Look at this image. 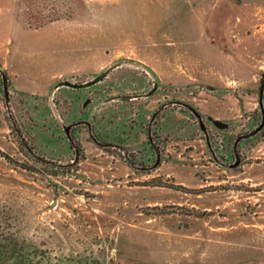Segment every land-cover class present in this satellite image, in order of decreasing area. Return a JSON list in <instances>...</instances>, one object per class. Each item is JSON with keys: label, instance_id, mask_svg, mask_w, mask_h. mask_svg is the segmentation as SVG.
Here are the masks:
<instances>
[{"label": "rangeland", "instance_id": "374dc122", "mask_svg": "<svg viewBox=\"0 0 264 264\" xmlns=\"http://www.w3.org/2000/svg\"><path fill=\"white\" fill-rule=\"evenodd\" d=\"M264 0H0V264H264Z\"/></svg>", "mask_w": 264, "mask_h": 264}, {"label": "trees", "instance_id": "16d2710c", "mask_svg": "<svg viewBox=\"0 0 264 264\" xmlns=\"http://www.w3.org/2000/svg\"><path fill=\"white\" fill-rule=\"evenodd\" d=\"M257 94L259 103H264V69L260 72Z\"/></svg>", "mask_w": 264, "mask_h": 264}]
</instances>
